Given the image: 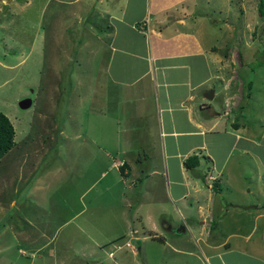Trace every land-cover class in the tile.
Instances as JSON below:
<instances>
[{
	"label": "crops",
	"instance_id": "1",
	"mask_svg": "<svg viewBox=\"0 0 264 264\" xmlns=\"http://www.w3.org/2000/svg\"><path fill=\"white\" fill-rule=\"evenodd\" d=\"M245 1L93 0L88 9L94 37L107 32L109 38L102 69L109 112L99 109L110 121L107 155L138 184L135 200H125L128 226L137 220L146 237L171 243L175 253L197 256L192 249H198L203 264H233V256L264 264V197L255 191L264 168L252 163L264 147L263 104L252 118L245 104L262 86L250 80L245 91L238 72L245 63L237 71H225L224 63L235 59L227 52L236 47L232 4ZM97 20L105 25L101 31ZM92 86L95 94L97 80ZM253 235L254 245L247 243Z\"/></svg>",
	"mask_w": 264,
	"mask_h": 264
},
{
	"label": "rangeland",
	"instance_id": "2",
	"mask_svg": "<svg viewBox=\"0 0 264 264\" xmlns=\"http://www.w3.org/2000/svg\"><path fill=\"white\" fill-rule=\"evenodd\" d=\"M259 1L232 4L236 47L229 45L227 52L235 59L224 63L225 71L245 63L238 71L245 91L250 80L262 86L245 104L252 118L262 103L264 121V0L261 12ZM92 2L0 0V111L15 129V146L0 159V264H203L198 249L192 250L199 258L175 253L171 243L146 237L137 220L128 226L125 200H135L138 184L123 177L108 156L104 133L110 121L99 109L109 112L102 70L109 38L107 32L95 38L87 26ZM25 98L32 104L21 108ZM260 150L252 162L256 168H264ZM255 191L264 197V176L256 177ZM165 209L175 218L171 205ZM154 212L160 222L159 210ZM159 229L167 241L172 238ZM256 236L247 243L254 245ZM189 237L183 239L191 247Z\"/></svg>",
	"mask_w": 264,
	"mask_h": 264
},
{
	"label": "trees",
	"instance_id": "3",
	"mask_svg": "<svg viewBox=\"0 0 264 264\" xmlns=\"http://www.w3.org/2000/svg\"><path fill=\"white\" fill-rule=\"evenodd\" d=\"M259 2H260L259 11L261 12L263 1L260 0ZM14 139H15L14 126L12 122L10 121V119L3 112L0 111V159L15 146ZM190 161H191L190 159L189 161L186 160L185 164L189 166ZM123 169L124 167L121 166L120 171L122 172ZM154 238L160 239L159 237H154Z\"/></svg>",
	"mask_w": 264,
	"mask_h": 264
},
{
	"label": "water",
	"instance_id": "4",
	"mask_svg": "<svg viewBox=\"0 0 264 264\" xmlns=\"http://www.w3.org/2000/svg\"><path fill=\"white\" fill-rule=\"evenodd\" d=\"M207 97L208 98H212L213 97V90H209L207 91ZM32 104V99L31 98H25V99H22L20 102H19V105L21 108H28L30 107Z\"/></svg>",
	"mask_w": 264,
	"mask_h": 264
}]
</instances>
